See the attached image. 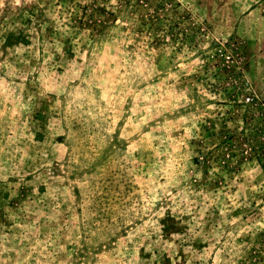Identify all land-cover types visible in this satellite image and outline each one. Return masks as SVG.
Listing matches in <instances>:
<instances>
[{
	"label": "rangeland",
	"instance_id": "obj_1",
	"mask_svg": "<svg viewBox=\"0 0 264 264\" xmlns=\"http://www.w3.org/2000/svg\"><path fill=\"white\" fill-rule=\"evenodd\" d=\"M264 0H0V264H264Z\"/></svg>",
	"mask_w": 264,
	"mask_h": 264
},
{
	"label": "built area",
	"instance_id": "obj_2",
	"mask_svg": "<svg viewBox=\"0 0 264 264\" xmlns=\"http://www.w3.org/2000/svg\"><path fill=\"white\" fill-rule=\"evenodd\" d=\"M245 103L251 106H258L264 110V100L255 92L251 91L245 98Z\"/></svg>",
	"mask_w": 264,
	"mask_h": 264
},
{
	"label": "crops",
	"instance_id": "obj_3",
	"mask_svg": "<svg viewBox=\"0 0 264 264\" xmlns=\"http://www.w3.org/2000/svg\"><path fill=\"white\" fill-rule=\"evenodd\" d=\"M264 69V67H263ZM264 72V71H263ZM260 87L262 89V93H263V96H264V78L261 80V83H260ZM264 98V97H263Z\"/></svg>",
	"mask_w": 264,
	"mask_h": 264
}]
</instances>
